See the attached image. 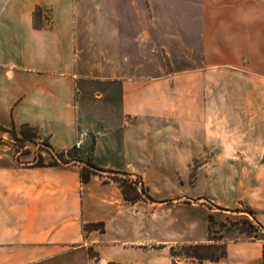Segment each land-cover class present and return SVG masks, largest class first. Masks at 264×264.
I'll return each mask as SVG.
<instances>
[{
	"label": "crops",
	"instance_id": "0c3cea01",
	"mask_svg": "<svg viewBox=\"0 0 264 264\" xmlns=\"http://www.w3.org/2000/svg\"><path fill=\"white\" fill-rule=\"evenodd\" d=\"M148 1L153 11L100 13L90 28L74 0H0V129L46 141L44 166L0 147V264H264L263 240H228L219 262L170 251L209 239L197 196L242 203L264 227V0ZM92 45L115 67L136 45L174 52L180 70L93 78ZM82 131V161L49 165ZM87 159L149 189L132 202L107 175L85 183Z\"/></svg>",
	"mask_w": 264,
	"mask_h": 264
},
{
	"label": "rangeland",
	"instance_id": "374dc122",
	"mask_svg": "<svg viewBox=\"0 0 264 264\" xmlns=\"http://www.w3.org/2000/svg\"><path fill=\"white\" fill-rule=\"evenodd\" d=\"M74 8L76 15L81 17L83 19V22L86 24V26L90 28H94V24L100 22V20L96 18L100 13L109 14L110 11H113V12H118L119 14L124 12L125 13L130 12L135 14V13H141L143 11H149V10L153 11L152 5L148 0H74ZM39 22L40 21L38 20L37 23L40 24ZM134 47L135 49L132 51L120 52L117 53L118 55L116 54L119 57V60H122V63L120 62L119 66L115 67V66H111L112 62L109 57L110 52H103L100 58V54L96 53L95 51L96 48L95 46L92 45L91 47L88 48L89 60L87 61V64L88 65L93 64V66H88L84 68V70L89 76L93 78H103L106 80L110 79L111 76H119L120 78L121 77L126 78L131 76H156L157 74L163 72L169 73L180 70L179 68L173 66L175 60L174 52H166L165 50L144 51V50H139L140 46L136 45ZM104 55L108 56V58L105 57ZM130 59L135 60L132 66L128 65L130 63V61L128 62V60ZM95 64L97 65L94 66ZM145 64H147V66H144ZM110 85L111 84L109 83H105L102 84L100 88L97 86L96 87L102 91H111V90L113 92L117 91L116 88H112ZM26 132L27 134H22V133L18 134L15 128L0 129V147L7 145L12 148V152L15 155H17V153H20V156L18 158L24 164L31 162L33 156L35 157L36 160L39 161L42 158L41 154H39L40 150H44L45 148L41 146L40 148L39 147L37 148L36 145L38 143H40L41 145L42 143H46L45 140L40 139V137L37 136L36 130L27 129ZM82 148L80 149L74 148L72 151H70L72 153V156L67 154V157L65 156L64 158L65 162H70L75 159H77L75 161L78 160L82 161L80 157L81 156L80 150ZM30 154L33 155L30 156ZM53 160L54 159L48 157L49 163L53 162ZM88 163L91 165H94V163L92 162L91 159H87L85 161V165L83 166V169L87 168L89 170L90 176L91 173L103 174L100 172H108V170L98 168L96 165H94L96 168H93ZM203 163L204 162H202V159H200L197 163H195L196 168L202 166ZM117 174L118 175L115 176H112V174L111 175L103 174V175H107L104 177L108 178V180H112L118 183L120 188H122V185L116 179H121L122 181H125L128 186L133 187L134 189L136 188V190L138 189V187L142 188L143 190L149 189V186H147L144 183V181L141 180L140 178H131L127 173L124 172H119ZM182 182L184 184V189L186 188L197 189V187L199 186L198 180L194 179V177L189 181H182ZM201 184L203 188H206V180H204L203 183ZM122 192L124 194L123 190ZM138 194H139L138 199L134 198L137 197L136 192H134L133 189L131 188L128 191V195L126 196V194H124V196L127 200L136 202L143 197L140 192H138ZM145 194H147L146 195L147 198L154 200V197L150 196L149 193H147V191H145ZM196 198H198L197 200H199L198 203L201 207L200 209L204 208L203 205L206 207L204 208V210L206 211L207 214L206 220L208 224L209 239L205 243L217 242V245H219L220 247L225 246V251H226L225 242L228 240H236V241L263 240L264 241V227H262L260 224L257 223L255 218V212L250 207L240 203L232 209H225L222 206L216 204L210 197L197 196ZM185 210L186 207H184L183 212H185ZM199 211L201 214L204 212L202 210ZM170 214L171 211H168V218ZM210 216H212L211 221H210ZM92 227L96 228L97 230H102L101 224L92 225ZM187 245L190 244H178L171 247L170 251L172 249L175 250L176 256L174 257L176 262L180 263L181 261L184 260H191L190 258L185 257L184 247H186ZM221 252H222L221 249L218 250V253Z\"/></svg>",
	"mask_w": 264,
	"mask_h": 264
},
{
	"label": "trees",
	"instance_id": "16d2710c",
	"mask_svg": "<svg viewBox=\"0 0 264 264\" xmlns=\"http://www.w3.org/2000/svg\"><path fill=\"white\" fill-rule=\"evenodd\" d=\"M27 129L32 130L29 126L24 125L21 129V133L27 134V132H26ZM70 153L71 152H69L68 155L72 156V153L71 154ZM64 158H65V153H60L57 155V157L53 158L54 159L53 162H50L49 165H57V164H59V160L62 161V163H69V162H65ZM75 160H77V159H75ZM36 165L44 166L45 163H44L43 158H41L37 162ZM89 165L92 166L93 168H96L94 165H91V164H89ZM82 178H83V181L85 183L90 182L91 176H90L89 170L87 168L83 169ZM116 180H118L120 182V184L122 185V190L124 191V194H126V196L128 195L129 189L132 188L133 191L136 192V196H137L134 198L138 199L139 194H138L136 188L134 189L133 187L128 186L127 183L125 181H122L121 179H116ZM211 220H212V216H210V221ZM184 249H185V257L186 258L197 260L200 263H202L204 261L217 262L226 256L225 246L220 247L219 245H217V242L190 244V245H187L186 247H184ZM220 249L222 250V252L218 253V250H220ZM171 253L173 256H176L174 249L171 250Z\"/></svg>",
	"mask_w": 264,
	"mask_h": 264
},
{
	"label": "built area",
	"instance_id": "2783aa9c",
	"mask_svg": "<svg viewBox=\"0 0 264 264\" xmlns=\"http://www.w3.org/2000/svg\"><path fill=\"white\" fill-rule=\"evenodd\" d=\"M88 136H89L88 132L83 131V132L80 134L78 140L76 141V143H75V145H74V148H76V149H80V148H82V146L84 145V142H85V140L88 138Z\"/></svg>",
	"mask_w": 264,
	"mask_h": 264
}]
</instances>
